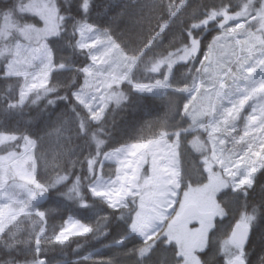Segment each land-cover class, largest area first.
<instances>
[{"label": "trees", "instance_id": "obj_1", "mask_svg": "<svg viewBox=\"0 0 264 264\" xmlns=\"http://www.w3.org/2000/svg\"><path fill=\"white\" fill-rule=\"evenodd\" d=\"M28 1L0 0V132L31 140L35 178L43 186V196L31 202L26 214L1 232L0 264L32 263L39 258L45 264H179V250L168 241L163 229L145 241L130 234L134 205L111 207L95 196L89 185L102 155L109 149L184 129L185 117L180 115L187 109L188 94L167 87L187 90L194 86V81L188 82V73L181 74L190 62L175 63L169 79L150 91L121 84L122 99L107 104L100 117L93 119L73 97L84 68L90 63L87 49L77 46V30L81 23H89L106 31L128 56L142 60L176 56L191 39L199 41L198 57L204 56L208 53L207 42L220 29L217 21L221 17L213 18V13L220 14L226 0H54L62 28L48 43L54 65L49 84L20 101L19 78L5 75L4 65L11 39L26 25H38V19L23 10ZM258 9L259 0L247 8L250 15ZM5 20L13 25L3 30ZM240 20L243 25L248 23L246 18ZM231 26L234 21L226 28ZM250 51L251 57H258L264 46ZM240 57L228 64L225 96L227 100H256L253 88L262 77L259 71L246 72L242 67L237 72L239 81L230 78ZM149 73L139 74L134 82L154 84ZM202 76L205 77L203 73ZM242 80L248 84H242ZM242 90L247 95L239 98ZM259 97L264 100V90ZM238 104L226 102L224 113ZM242 109L238 116L230 115L223 123V132L218 133L242 137L243 131L248 130V118ZM206 122L207 119L190 128ZM195 133L181 136L188 139ZM226 144L234 146L235 142ZM187 147L194 152L188 142ZM187 161L192 164L190 158L186 164ZM109 167L102 163L101 171L106 176L113 175V171L108 172ZM194 170L189 168L188 176L181 177L182 187L197 178ZM218 202L225 216L210 231L207 247L200 254L201 264H226L232 258L222 250V243L237 222L250 227L247 242L241 248L245 263L264 264V163L248 186L221 192ZM69 217L88 231L58 242L55 236Z\"/></svg>", "mask_w": 264, "mask_h": 264}, {"label": "rangeland", "instance_id": "obj_2", "mask_svg": "<svg viewBox=\"0 0 264 264\" xmlns=\"http://www.w3.org/2000/svg\"><path fill=\"white\" fill-rule=\"evenodd\" d=\"M252 2L254 0H226L221 5V13H213V18L221 17L217 21L220 29L212 36L210 43L207 42L208 53L199 57L197 39H191L189 45L176 56L142 60L128 56L106 31L107 35L89 23H81L78 27L77 46L87 49L90 64L84 69L82 80L73 91V97L86 108L93 119L100 117L107 104L122 99L121 84L123 87L131 86L134 89L150 91L169 79L175 63L190 62V67L181 74L188 73V82L194 81V86L187 90L167 87L172 91L188 94L187 109L180 115L185 117L184 129L161 133L147 142L109 149L102 155L101 164L89 185L93 194L109 206L134 205L129 232L144 241L165 224L168 216H173L174 212L171 210L178 198V203L195 201L202 208L213 211L215 215L222 214L218 199L210 193L220 187L215 179L220 174L225 176L227 186L234 190L248 186L254 173L264 163V141L261 142L264 139V100L259 97L264 90V52H260L258 57H251L253 51H250L264 46V0H259V9L250 15L247 8ZM227 9L234 11L226 13ZM23 10L37 18L38 25H26L11 39L4 66L5 75H16L19 78L20 101L27 100L33 91L48 86L49 73L54 67L48 43L50 38L58 36L61 31L54 0H29ZM244 18L248 22L245 25L240 20ZM231 21H234V26L226 28ZM2 25L5 30L13 23L5 20ZM239 57L242 59L237 62L236 70L230 78L239 81L237 72L242 67L246 72L259 71L262 77L253 88L256 100H227L225 96L224 75L228 71V64ZM146 72H150L147 76L154 84L134 82L139 74ZM241 83L248 84L245 80ZM246 95L247 92L242 90L239 98ZM252 97L254 96H250ZM226 102L239 104L224 113ZM248 105V109H242ZM241 109L248 118V130L243 131L242 137L238 135V138L236 135H233L236 138L221 135L224 121L230 115L238 116L237 112ZM205 119L206 125L190 128ZM190 130L197 132L188 141V146L194 152L189 151L184 138L180 136L182 132ZM199 132H204V135L200 136ZM251 133L252 140L249 139ZM234 142V146L226 144ZM184 158H190L196 166V176L206 178L202 185L182 188L180 179L188 176L190 165H183ZM102 163L111 165L108 172L113 171L112 176L103 174ZM212 164L216 166L213 170L215 173L210 170ZM35 166L30 139L0 132V235L5 228L14 225L20 215L26 214L27 206L31 202L43 196V186L35 178ZM206 168H209L207 176ZM112 186L119 187L118 194H112ZM211 226L199 222L196 227L189 229L198 228L196 237L203 247L207 246V235ZM87 231L85 226L69 217L55 240L64 242L71 235L84 234ZM164 234L178 248L181 259L179 264H201L200 256L195 257L188 250L187 236L175 237L166 235V232ZM222 250L232 255V258L239 256L241 251L232 242L231 235L223 241ZM25 264L45 263L39 258Z\"/></svg>", "mask_w": 264, "mask_h": 264}, {"label": "flooded vegetation", "instance_id": "obj_3", "mask_svg": "<svg viewBox=\"0 0 264 264\" xmlns=\"http://www.w3.org/2000/svg\"><path fill=\"white\" fill-rule=\"evenodd\" d=\"M184 141L187 143L188 141H190V138H188V139L184 138ZM186 159L187 158H184L182 160L183 164L186 161ZM188 164H189V162H188ZM188 164L185 163V165H188ZM189 168L194 170L196 168V166L193 165V164H190ZM214 169H216V166L214 164H212V166H210V170L213 173H215L213 171ZM195 170L197 171V169H195ZM207 171H209V168H206V176L208 175ZM196 177L197 178L194 180V182L193 183H187L186 187L188 185L197 187L198 185H202L204 183L205 179H206L204 176L202 177V176H198L197 175ZM217 179H215V180H216L218 186H220V187L217 188V191L210 192L211 194H213L212 196L214 198L216 197V199H218V196L220 195L221 192L230 189L227 186L228 181L226 180L225 176L220 174ZM178 200H179V198L175 201V204H174V206L172 207V210H171V212L172 211L174 212L173 216L172 217L168 216L169 218H167L165 220V224L160 229H163V232L164 233L166 232V235L169 234L170 236H175V237L187 236V238H188L187 248L190 251L191 255H193L195 257L200 256V254L205 251L207 246H205V247L201 246V241L198 239V237H196L197 233H199L197 231L198 228L189 230L190 227H192V226L196 227V225H198L199 222L212 225L210 230L208 231V235L207 236H209L210 231L225 216V211L223 210V208L220 205V207L222 209V214L215 215L213 213V211L202 208L201 205H199V203H197L195 201H188V202H185V203L181 204V203H178ZM191 203L196 204L197 208H198V211H200L202 213H204V212H212L213 218L211 220H207L200 213H192V214H190L187 217L179 218V216L182 214V211L185 208V206L188 205V204H191ZM153 236H154V234H153ZM167 237H168V235H167ZM207 242H208V239H207Z\"/></svg>", "mask_w": 264, "mask_h": 264}, {"label": "water", "instance_id": "obj_4", "mask_svg": "<svg viewBox=\"0 0 264 264\" xmlns=\"http://www.w3.org/2000/svg\"><path fill=\"white\" fill-rule=\"evenodd\" d=\"M192 213H200L207 220H211L213 218L212 212L202 213L198 211L197 205L194 203L186 205L179 218L187 217ZM249 233H250L249 226L243 225L241 223H236L233 225L231 230V239L236 246L243 247L247 242ZM228 264H246V263L245 260L241 257V255H239L237 257H234L231 261H229Z\"/></svg>", "mask_w": 264, "mask_h": 264}]
</instances>
